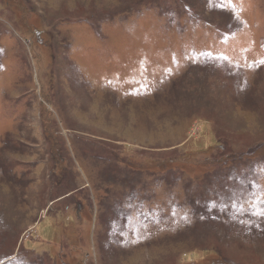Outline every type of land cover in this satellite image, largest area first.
I'll return each instance as SVG.
<instances>
[{
	"label": "rangeland",
	"instance_id": "1",
	"mask_svg": "<svg viewBox=\"0 0 264 264\" xmlns=\"http://www.w3.org/2000/svg\"><path fill=\"white\" fill-rule=\"evenodd\" d=\"M264 0H0V264H264Z\"/></svg>",
	"mask_w": 264,
	"mask_h": 264
},
{
	"label": "snow or ice",
	"instance_id": "2",
	"mask_svg": "<svg viewBox=\"0 0 264 264\" xmlns=\"http://www.w3.org/2000/svg\"><path fill=\"white\" fill-rule=\"evenodd\" d=\"M221 2L223 3V2H224V0H221ZM262 62H264V61H262Z\"/></svg>",
	"mask_w": 264,
	"mask_h": 264
}]
</instances>
